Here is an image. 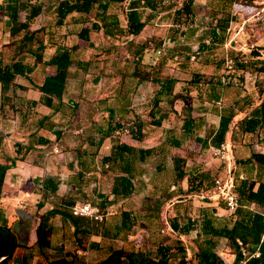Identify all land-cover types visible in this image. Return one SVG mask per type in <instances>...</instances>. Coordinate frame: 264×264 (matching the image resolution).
<instances>
[{"label": "trees", "instance_id": "16d2710c", "mask_svg": "<svg viewBox=\"0 0 264 264\" xmlns=\"http://www.w3.org/2000/svg\"><path fill=\"white\" fill-rule=\"evenodd\" d=\"M165 1L56 0L51 6L52 20L36 27L33 26L34 21L46 7L43 0L0 2L2 108L6 110L18 108L15 103L20 98H24L22 93L27 90V86L19 82L18 78L24 77L33 88L41 92L39 102L53 108L55 112L61 110L69 115L65 124L54 123L50 115H42L38 120V127L49 126L48 128L54 131L55 141L59 146L70 150L66 138L72 127L87 123L83 133L86 146L82 142L71 147L79 167L82 165V155L87 154L92 157L98 155L106 138L115 129L127 127L129 132L126 135L134 139H142L148 133L162 131L164 120L173 113L182 119L179 136L172 135L163 138L158 146L166 144L186 148L187 140L196 133L200 126L202 127L204 122L202 123L201 120L203 119L202 113L194 114L199 108L196 109L187 101V96L182 91L184 86H188L190 93L198 94L203 101L206 100L205 96L210 91L214 92L215 97L221 99L222 109L219 123L207 132L212 145L218 146L224 142L235 116L239 111L251 108L256 102L257 106L251 112L253 115L249 118L245 117L241 123L239 121V127L244 132H254L258 127L263 129L264 57L256 48H252L247 53L231 49L227 56L233 58L242 56L246 60H237L232 69H226L222 64L224 58H227L222 48L227 37V23L232 17L230 7L234 3L255 5L260 0H211V3L208 2V11L213 18H216L215 24L196 23L195 0H169L168 3ZM141 6L151 9L148 15L169 10L170 17L175 24L174 32L178 34L168 54L166 52L159 54L157 64L145 62L143 55L146 49H150V41L156 39V45H162L163 40L157 39L153 34L142 40L136 38L144 32L147 25L146 20L142 19L139 13ZM126 8L130 14L127 15L126 24H122L119 13ZM93 32L101 35L105 41L101 39L94 42L98 50L90 51L83 57L81 54L84 53L88 43L91 44L93 41ZM205 38L210 39L209 44L205 43ZM121 44H126L133 52L128 72L124 71L121 74V80L123 81L128 75L139 81H152L156 85L147 109L143 113H135L134 119L127 124L122 123L125 118L117 117L112 110L109 111L107 120H97L96 115L99 111L108 110L105 106L107 98L103 97L98 100L97 109L96 102L83 101L85 98L82 95L83 90L79 94H75L76 92L72 90L73 83L78 82L79 77L85 78L87 75L99 77L95 74L96 72L92 75L93 67L100 63V60L111 61L114 56L118 55ZM51 48L54 52L46 58V52ZM192 50L205 52L203 53L206 54L205 63L212 67V71L206 73L195 70L189 81H182L177 86L179 81L177 74H165L159 66L165 65L171 55L175 56L173 52L177 53L178 58L184 53L187 57ZM21 55H25L26 60L20 59ZM178 63V69L186 70L188 65L186 60H180ZM37 65L42 66L44 70V77L40 83H35L30 77ZM247 72L255 76L254 87L257 99L245 87ZM69 87H72L71 91ZM120 91L122 92V89ZM211 97L214 98L212 95ZM66 98H68L67 101ZM178 100L184 103L180 110L176 111L174 105ZM142 116L145 117L142 118ZM146 121L158 130H146ZM235 125H238V122ZM36 142L43 149H49L53 144L51 139L43 135H39ZM21 146V143H17V155L4 154L0 162V203L8 169L16 165L17 159H23L25 151L30 149ZM155 148V146L137 148L134 145L120 143L119 137H116L109 153L101 157V170L102 172L111 170L126 154L128 161H145L155 153ZM171 157L175 180L179 193L182 194V200L174 202L167 210V220L175 232L163 233L161 239L153 244L129 239L134 220L131 211L124 209L118 199L119 196L130 197L133 193L129 172L115 177L111 188L112 198L106 194L98 202L102 211H108L112 205L120 207L117 217H109L107 212L102 221L91 222L83 216L74 215L70 206L84 195L81 190L83 172L80 168L75 171L76 180L80 181L74 186H69L64 195L56 194L60 182L57 179L59 173L56 174L57 178L47 175L43 184L37 187L44 197L37 203L38 209L45 204L49 192L55 194L56 201H53L50 209L42 213L37 212V223L32 241L26 248L29 251L34 246L50 248L53 245L52 235L57 231L63 232L62 227L66 225L70 227L76 243L81 246L85 240L90 239L92 234L103 238L102 244L97 246L105 250L108 248L109 252L96 264H239L242 255L237 238L254 250L264 231V180L250 183L248 179H240L237 191L241 205L235 210H229L222 201L202 199L199 195L212 188L215 179L219 177L213 174L214 171L210 169L207 161L203 162V153L190 150ZM239 162L264 165V153L252 152ZM68 165L72 168L74 160ZM184 180L187 181L186 188L182 186ZM160 197H163L162 194L158 198L147 196L144 200V208L148 213H152V216L150 214L145 217L139 216L141 226H147V223L142 221L143 219L147 221L159 219L166 203L165 199L160 200ZM219 207H223L225 212L219 214ZM58 218L61 220L60 225L55 221ZM192 230H196V234L194 237H189ZM183 235L185 237H182ZM17 248L18 242L10 226L7 223L0 225V258L4 257L0 260V264H9ZM32 255L30 252L27 258L23 257L22 264H31ZM47 264H86V262L73 251H63ZM245 264H264V245L261 247L260 256L251 257Z\"/></svg>", "mask_w": 264, "mask_h": 264}, {"label": "crops", "instance_id": "0c3cea01", "mask_svg": "<svg viewBox=\"0 0 264 264\" xmlns=\"http://www.w3.org/2000/svg\"><path fill=\"white\" fill-rule=\"evenodd\" d=\"M4 1L5 0H0V2ZM210 1L211 0H195V21L197 24H205L210 22L213 24L216 23V18H213L208 11V2L211 3ZM165 2L168 3L169 0H166ZM150 10L151 9L147 6H141L139 8V13L142 16V19H145L146 22H148V19H155L157 22L164 13L169 14V10H165L164 12L153 13L151 15H148ZM128 11L129 10L126 8L123 11V14H127ZM230 15L232 17L227 23V37L222 48L224 51V55L227 56L228 52L231 49L239 51L241 50L247 53L250 52L252 48H256L260 52L261 56L264 57V0H260L259 3L255 5L234 3L230 7ZM170 19L171 20L169 24L175 25L171 17ZM126 21L124 24H126ZM143 33L136 37L137 40L143 39ZM101 39L105 41L104 38L100 35V40ZM168 39L171 40L172 47L175 43L176 35L175 39L173 38L172 40V36L168 37ZM204 41L206 44L210 43L209 38H205ZM148 51L149 49L145 50L143 60L148 63L157 64V58H159V56L154 57V61H152V59L147 57ZM53 52V48L48 49L46 52V58L50 57ZM131 52L132 51H130V53ZM161 52L162 50L159 49L158 53L160 54ZM130 53H127V56H129ZM174 53L175 52H173L172 54ZM198 53L203 54L205 52L198 51L197 54ZM193 55L194 54H191L189 58L194 60L195 58L192 57ZM202 56H206V54H203ZM19 58L22 60H26L25 55H21ZM126 58H133V52L129 57ZM115 59H117V56H114L111 62H113V64L117 66L110 72L107 71V69L105 68L99 71L96 70L95 67L94 69H92V71L96 72V75H99V80L97 82H93L92 78L89 77L90 75H87V77L85 78L79 77V81L74 82L72 86V90L76 92L75 94H79L80 91L83 90L82 95L85 97L83 101L88 102L91 100L93 101V103L96 102L95 106L98 104V100L100 98H107L105 106L108 110L99 111L96 115L97 120H107L110 110L114 111V114H116L117 117H133L136 111L134 108L135 104L133 100L138 90L142 91L144 87H149L153 91L156 87V85L152 81H139L137 78H133L128 75L125 76V79L122 81L121 74L124 71L128 72V65L126 68H124L123 65H118V60H116L115 62ZM101 63H103V61H100V64ZM100 66L103 67V65ZM162 66H159L160 69H162ZM198 70L210 73L212 71V67L204 63L202 65L201 63V66ZM173 73L174 75L177 74V77L179 79L181 78L179 73H182V71H175L170 73V75ZM248 75L254 76L253 74H249V72H247L246 77H248ZM30 77L35 83H40L44 77V70L42 66L37 65L34 71L30 74ZM18 81L27 86V90L22 93L24 95V98H20V100H17V102L15 103V105L18 107L16 110H6L2 108L0 85V162L3 160L4 154L13 156L17 155V143H21V147H29L30 149L28 151H25V149L23 148L25 151L24 158L17 159L16 165L8 169L7 174L5 176L3 185V196L1 198L0 203V214L5 216L4 223L8 224L9 219L12 218V213L17 214L16 216L19 217V219L22 218L23 213L28 212L27 210L23 209L26 207L27 203H31L36 208L38 207L37 203L44 197L42 196V192L37 190V187H40L43 184V181L47 175H53L57 178L56 174L59 173L57 179H59L60 182L56 194L58 196H61L67 192V188L69 186H74V184H78L77 182L80 180H76L75 171L78 169L80 170L81 168V171L83 172V183L81 190L83 191L84 195L76 201H82V199L85 198H92V200L96 202L98 206V202L102 200V197L104 195L109 194L110 198L113 197L111 188L114 184L115 177H118V175L127 174L128 172L130 173L132 179L133 193L130 197L119 196L118 198L119 202L122 203L121 206L124 209H128L131 211L130 213L134 220L133 230L128 236L129 239L135 242H141L142 239L143 242H145V239H147L150 244H153L161 239L163 233L175 232V230H173L172 226L167 220V210L170 206L173 205L174 202L182 200V194L179 193L180 191L175 180L174 170L172 166L173 164L171 162L172 157H170L169 159L167 151H169V149H173L172 147H174V151H177V149H181V147L169 146L166 144H161L158 146V143L160 141L155 142L154 137L159 131L148 133L142 139H134L126 136V138L124 139H119V142L134 145L137 148H150L155 146V153H153V155L148 157L145 161L136 162H133L131 160V162L128 161V155L126 154V156L123 157V159H121L118 164L113 166L111 170H108L107 172H102V155L109 153L112 144L115 142L116 137L118 138L127 134L117 133V129H119L117 128L110 136L106 138L104 144L99 150L98 155L96 154V156L94 157L89 156L87 154L82 155V165L79 167L76 156L71 150V147L76 145V143L81 144L82 142H84V128L86 129L88 124L86 123L82 126L74 125L72 127L70 134H68L66 138L68 139V145L70 150H65L56 143V135L51 128H48L49 126L38 127V120L39 117L42 115H50L54 123L59 122L60 124H65L69 118V115L66 114L65 111L61 110L55 112L53 108L39 102L41 92L38 89L33 88L24 77H19ZM181 82L182 81L179 80L177 82V86ZM72 87H69V91H71ZM121 89L122 92L120 91ZM210 90L211 88L209 89V91ZM250 90H252V87L250 89H247V91L253 93V91L251 92ZM90 91L93 93V96H90ZM119 91L121 92V94ZM192 94L196 96L194 97L196 101L188 102L193 104L196 109L197 107L199 108L197 109L196 113L194 112V114L202 113L203 119L201 120L202 123L204 122L202 124V127L200 126L196 130V133L193 134V136H195L196 138L202 137L205 140L197 139V142L203 141L208 145L210 144V140L209 136H207V132H205V126L206 123L210 121V116H212L213 114L212 109L209 106L210 101L209 99L203 101V99H201L198 94ZM65 100L67 101L68 98H66ZM178 101H181V107L184 101ZM177 102L174 106L176 111H179L180 108L177 106ZM256 106L257 102L251 108L239 111V113L235 116L233 120L231 130L228 131L226 134V142L229 146V155L231 159H234L235 157L240 158L244 154L248 156L252 152L264 153V128L262 129L258 127L254 132H244L239 127L240 123L245 117L249 118L251 115H253L251 112L252 109ZM97 107H99V105L96 106V108ZM221 109L222 106H220L218 109H215L218 114V117L214 127H216L219 123ZM174 115L177 116V114L173 113L168 119H165L163 122L164 131H162L161 133L164 134V139L173 135V131L169 128L170 125L168 126L167 122H169ZM236 122H238V125H235ZM181 123L182 119L180 118V125ZM39 135H43L51 139L53 141L52 147L49 149H43L40 144H37L36 141ZM159 137L157 136V138ZM86 144V142L83 143L84 146H86ZM195 150V152L200 153L201 147L199 146ZM163 151H165L166 153H164ZM72 160H74V166L71 168L68 164ZM223 163L225 162L223 161ZM231 163L233 164V162ZM238 163V176L240 179H248L250 183L259 182V180H264V165L254 163ZM224 166V169H220V177H225L227 175L226 163ZM79 185L81 186L80 183ZM182 186L183 188L187 187L186 180L182 182ZM160 194H162L163 196L160 197V200L165 199L166 203L162 208L159 219H153L149 221L143 219L142 221L145 224L147 223V226H141L139 224V221H141L139 216L145 217L147 214H150V216H152V213H148V211L144 208V200L147 196H153V198H158ZM199 195L203 196V194ZM11 199L20 202V204L17 203V207L15 209H12L11 205L9 206L8 204H6V202L10 201ZM55 199V194L49 192L48 196H46L45 204L42 206L41 209L37 208V212L42 213L47 209H50L53 201H56ZM108 209L109 217H117L118 207L116 205H112ZM218 210L219 214L225 212V209L223 207H219ZM5 211L6 215H4ZM83 217L93 222L89 217ZM108 226L112 227V225ZM195 234L196 230H192L189 234V237H194ZM182 237L185 236L183 235ZM102 240L103 238L100 235L92 234V236H90L89 245L91 246V243H93V248L98 249L99 247L97 245H101Z\"/></svg>", "mask_w": 264, "mask_h": 264}, {"label": "rangeland", "instance_id": "374dc122", "mask_svg": "<svg viewBox=\"0 0 264 264\" xmlns=\"http://www.w3.org/2000/svg\"><path fill=\"white\" fill-rule=\"evenodd\" d=\"M55 1L56 0H43V2H45L46 7L43 10V12L36 18L33 26L36 27L42 23H45L47 21L49 22L50 20H52L53 14L51 13V11H52L51 6L53 5V3ZM129 14H130V11H128L127 14H123V12L122 13L120 12V19H121V22L123 24L126 21V15L129 16ZM170 20L171 19H170L169 14H163L162 17L159 18V20L157 22L155 19H152V20L148 19V22H147L148 25H147V28H146L145 32L143 33L142 37L144 38V37H147L148 35L153 34V35H155V37L157 39L163 40L162 45H156V43H155L156 39L149 42L150 49L148 51L147 57L152 59V61H154L153 60L154 57L159 56V53H158L159 49L162 50L161 53H164L163 51H165L167 53L169 51V49H171L172 43H171V40L168 39V37L172 36V40H173V38L175 39V35H176V38H177V33L174 32L175 26L172 24H169ZM1 29H2V24H0V36H1ZM99 40H100L99 34L94 33L93 41H92L93 44L88 43L87 48L84 50V53L81 55L84 57L90 51H92V52L97 51L98 46H96V44L94 42H97ZM130 51H132V49L127 47L126 44H123V45L121 44V47L118 51L119 53L117 55V59H115L114 61L116 62V60H118L117 61L119 63L118 65H123V67L126 68L127 65H129V61H130V59L129 58L127 59L126 57H129L131 55L132 52L130 53ZM197 52L198 51H196V50H192L190 53L187 54V57L185 56L186 53H184L183 56H179L178 58L176 57L177 53H174L175 56L171 55L168 59L169 61L165 65L162 66V69H161L162 72L169 75L170 73L175 72V71H178V72L182 71V73H184V74L179 73L181 78L180 79L178 78V79L183 81V82L189 81L190 77L192 76L193 71L198 70L199 67L201 66V63H202V65H203V63L207 64V63H205L206 58L204 56H202L203 54H201V53L197 54ZM127 53H130V55L127 56ZM191 54L196 55L194 60L189 58ZM162 55H164V54H162ZM180 60H186L188 62V65L186 66V70L178 69V66H179L178 61H180ZM225 60L226 59L224 58L222 64H223V67L226 68ZM100 65H103V67H101ZM116 66L117 65L113 64V62H111V61H108V62L103 61V63H101V64L100 63L95 64L94 67L98 71L105 68V69H107V71L110 72ZM94 67H93V69H94ZM99 74H101V73H99ZM92 75H94V71H92ZM91 78H92L93 82H97L99 80V77H97L95 75L91 76ZM254 82H255V77L252 75H248V77H246L244 84H246V89H250L252 87V90H250V91L251 92L253 91V95L257 99L256 90L254 88ZM182 91L186 94L187 101H190V102L196 101V99H194V97H196V96L190 93L188 86H184L182 88ZM152 95H153V91L149 87H144L142 89V91L138 90V92L136 93L134 100H133L134 104H135L134 108L136 110L135 113H143L147 109V107L149 106V103L152 99ZM207 95L208 96H205V99L210 100L209 106L211 107L213 114H212V116H210V121L208 123H206V126H205L206 131L205 132H208L209 130L213 129V127L215 126V124L217 122V117H218V114H217L215 109H218L220 106H222V102L220 103L221 99L219 97H215L214 92L210 91L207 93ZM211 95L214 98H212ZM90 96H93V93L91 91H90ZM254 102H256V100ZM180 104H181V101H178L177 106L179 108H180ZM144 117L145 116H142V118H144ZM132 119H134V116L131 118H125L124 121H122V123L127 124L130 121H132ZM167 124H168V126L170 125L169 128L172 129L173 135L179 136L180 117L178 115L177 116L174 115L173 118L169 122H167ZM152 128L153 127L150 126V123L146 121V126H145L146 130H148V131L158 130L156 128H153V129ZM162 131L157 132V135H155V137H154L155 142H158V141L163 139L164 134L161 133ZM126 136L130 137V135H124V136H120L119 139H124V138H126ZM157 136L158 137L160 136V138H157ZM197 139L205 140L202 137L196 138L195 136H190V139L187 140L186 148H181V149L178 148L177 151H174V147H172L173 149H169V151H167V154L169 155V159L171 156H173L175 154H184L190 150L196 151L195 149L200 146L201 147V153L204 154V157L202 158L203 162L207 161L208 165H210L209 167H211L210 169L212 171H214L213 174L215 176H219V174H221L220 171L222 169H224V167H225L224 166L225 163H223V161L216 156V154L214 152V149L216 148V146L212 145L211 143L208 144V145H210V146H208L203 141L197 142ZM224 142H226V139ZM195 144H196V146H195ZM243 157H247V155L244 154L240 158L235 157L234 159L233 158L230 159V161L233 162L232 173L238 179H240L238 176V173H239L238 172L239 171V163L238 162ZM153 161H154V159H153ZM202 194H203V196H201L202 199L203 198H209L212 200H218L217 198L212 196V193L209 192L208 190L204 191ZM25 195H28V194H25ZM10 196H13V195H10ZM82 200H90L94 205H97V203L94 202L92 200V198H85ZM17 203L20 204V202L14 200V199H11L10 201L6 202V204H8L9 206L10 205L12 206V209H15L17 207L16 206ZM37 208L34 205H32L31 203H27L26 207L23 209L27 210L28 212L23 213L22 218H20V219H19V217L16 216L17 214L12 213V215H11L12 218L9 219L8 226H10L12 232L14 233V235L16 237V240L18 242V248L15 250L13 257L9 260V264H22L23 257L27 258V256L29 255L30 252H32V254H33L32 258H31V264H47L49 261H51L52 259L59 256L63 251H73V252L77 253V255H79L81 260L85 261L86 264H96L104 256H106L108 254V252H109L108 248H106V250L105 249H99V248L98 249L93 248V246H92L93 243H91V246H90L89 245L90 239L85 240V242L83 243L82 246L80 244L76 243L70 227H68V226L66 227V225L62 227L63 232L57 231L52 235L53 245L50 248H41L38 246H34V247H32V250L29 251L26 248V246L29 243H31V241H32V236L34 234V228H35L36 223H37V218H36V214H37V210H38ZM119 209H120V207H118V211H119ZM108 211H109V209H108ZM108 211L107 210L106 211L100 210V213L103 215L102 218H104L106 216V213ZM4 215H6V211H5ZM4 219H5V216L0 214V225L5 224ZM91 220L97 221L95 219H91ZM55 221L58 225L61 223V220L59 218ZM141 242H143V239ZM145 243H150V242H148V240L145 239ZM229 257L231 258L230 255H229ZM239 264H241V263H239Z\"/></svg>", "mask_w": 264, "mask_h": 264}, {"label": "built area", "instance_id": "2783aa9c", "mask_svg": "<svg viewBox=\"0 0 264 264\" xmlns=\"http://www.w3.org/2000/svg\"><path fill=\"white\" fill-rule=\"evenodd\" d=\"M195 58V54L192 56ZM244 61L242 56L238 58L227 57L225 60V66L227 69H232L236 62ZM129 129L127 127L117 129V133H127ZM216 156L226 163L227 175L225 177H217L212 188L208 191L212 193V196L222 201L229 210H235L241 205L240 197L237 191L239 180L232 173V163L230 162L229 146L227 142H222L214 149ZM74 215L89 217L101 221L103 215L100 213L98 205H94L90 200L76 201L70 206ZM239 244L242 259L241 264H245L251 257H259L261 254V247L264 245V231L261 235L258 246L252 250L250 246L244 243L240 238H237Z\"/></svg>", "mask_w": 264, "mask_h": 264}, {"label": "water", "instance_id": "95a60500", "mask_svg": "<svg viewBox=\"0 0 264 264\" xmlns=\"http://www.w3.org/2000/svg\"><path fill=\"white\" fill-rule=\"evenodd\" d=\"M3 258H4V257H1L0 260L3 259Z\"/></svg>", "mask_w": 264, "mask_h": 264}]
</instances>
